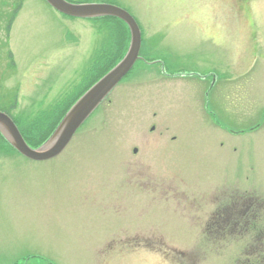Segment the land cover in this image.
I'll list each match as a JSON object with an SVG mask.
<instances>
[{
	"label": "rangeland",
	"instance_id": "374dc122",
	"mask_svg": "<svg viewBox=\"0 0 264 264\" xmlns=\"http://www.w3.org/2000/svg\"><path fill=\"white\" fill-rule=\"evenodd\" d=\"M71 1L127 8L140 59L58 156L0 143V264H248L243 220L231 231L214 215L228 190L264 202V59L244 53L243 27L214 23L213 0ZM117 32L45 0H0V111L39 138L115 57ZM238 87L247 119L225 98Z\"/></svg>",
	"mask_w": 264,
	"mask_h": 264
},
{
	"label": "water",
	"instance_id": "95a60500",
	"mask_svg": "<svg viewBox=\"0 0 264 264\" xmlns=\"http://www.w3.org/2000/svg\"><path fill=\"white\" fill-rule=\"evenodd\" d=\"M45 1L55 10L71 17H116L127 25L130 40L124 56L78 97L49 137L38 147H31L25 141L13 119L6 112L0 111V133L19 154L34 161L50 160L65 149L86 119L132 69L134 63L140 58L141 47V31L136 20L120 6L111 3H74L68 0Z\"/></svg>",
	"mask_w": 264,
	"mask_h": 264
},
{
	"label": "flooded vegetation",
	"instance_id": "af4514ba",
	"mask_svg": "<svg viewBox=\"0 0 264 264\" xmlns=\"http://www.w3.org/2000/svg\"><path fill=\"white\" fill-rule=\"evenodd\" d=\"M255 1L256 0H213L214 3L211 15L212 18H216V16L219 18L216 19L214 23L220 26L222 25V27H226L229 24L241 25V27H243V32H241L242 35H240L242 39L245 40L242 48L244 53L250 58L260 56L264 59V23L261 18H259V15L261 16L264 11L256 8L257 4ZM124 9L128 11L127 8ZM130 14L132 15V13ZM229 37L237 38L234 35H230ZM240 79L241 77L237 79V82H239ZM245 93L246 90L243 87H238L234 89L232 94L228 92L225 96L228 104L230 103L237 108V110L235 109L237 117H241L242 119L244 117L247 119L249 114V107H247L249 99H247ZM245 100L247 103H245ZM236 122L243 123L239 119H237ZM252 129H255L254 126L251 130ZM245 131V127L242 126L237 127L235 131L232 130L231 132L236 135L235 137H239L241 134L245 133ZM225 196L228 199L227 209L224 210V214H222L218 209L220 206L219 203V206L216 207V212H213L214 215H227V218L224 219V224L221 226L224 227L226 224L227 227L231 228V231L232 228L241 224L240 220L242 219L245 230L239 232L238 236L234 237L237 238L236 240H240V238L243 237L241 251H251L249 247L253 246L254 250L251 252L255 254L254 256L251 255V259L249 257L247 258L249 261L248 264H264V202L260 198H256L252 191L246 189L243 191L240 190L236 195H234L231 190H228V194L225 193ZM236 197L238 200H235ZM217 202H219V200ZM233 215H236V217H232ZM238 215H241L242 218L237 217ZM218 223L220 222L217 220V224ZM219 226L220 224L217 225L218 229L221 228V226ZM230 230H228V232ZM232 234L234 235V233ZM245 236H247V238H244ZM237 262L238 260L235 261V263ZM243 264H247V262Z\"/></svg>",
	"mask_w": 264,
	"mask_h": 264
},
{
	"label": "trees",
	"instance_id": "16d2710c",
	"mask_svg": "<svg viewBox=\"0 0 264 264\" xmlns=\"http://www.w3.org/2000/svg\"><path fill=\"white\" fill-rule=\"evenodd\" d=\"M21 7V5L18 6V8L15 10L13 16H12V19L11 21L9 22V25H8V30L10 29V25H11V22L13 20V18L15 17L16 15V12L17 10ZM99 19H103L104 22H110L112 23L115 28L117 29V41H118V46L119 48L117 49V53L115 55V57H113V59H111V61L109 62L108 66L106 65V67L101 70V72H99L97 74V76L92 80L90 81L75 97H73L72 99L70 100H67L66 102H64L63 104H61L58 108H60L61 106V109L59 110V115L56 117V119L54 121H52L48 128L45 129V131L42 133V135L39 137V138H35L33 137V141L29 140L28 139V136H26L21 130V133L24 137V139L26 140V142L33 148L35 147H38L39 145H41L48 137L49 135L52 133L53 129L55 128V126L57 125V123L59 122V120L61 119V117L64 115V113L69 109V107L74 103V101L78 98V96L80 94H82L92 83H94L99 77H101L106 71H108V69L110 67H112L113 65L116 64L117 61H119L122 56L124 55L126 49H127V46H128V40H129V33L127 32V27L126 25L118 18L116 17H101ZM126 29V30H125ZM6 113H8L10 116L11 114L9 112L6 111ZM12 117V116H11ZM14 119V118H13ZM14 121H16L14 119ZM17 123V122H15ZM30 130V129H29ZM28 132V130H27ZM0 143L2 146L5 145V147L7 146L8 149H11V150H14L13 147L5 140V138L2 136V134L0 133Z\"/></svg>",
	"mask_w": 264,
	"mask_h": 264
}]
</instances>
